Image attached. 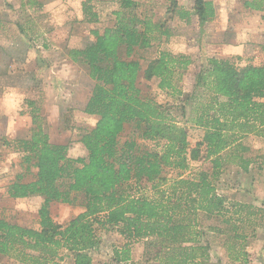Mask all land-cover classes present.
<instances>
[{"label":"trees","instance_id":"1","mask_svg":"<svg viewBox=\"0 0 264 264\" xmlns=\"http://www.w3.org/2000/svg\"><path fill=\"white\" fill-rule=\"evenodd\" d=\"M30 1L42 6L37 0ZM113 1L119 5L113 13L114 25L103 32L93 29V42L68 52L73 62L88 68L96 83L84 112L99 119L80 140L88 156L70 158L69 145L51 141L39 108L27 102L32 134L19 141L24 171L9 186L8 195L12 199L40 196L44 201L38 211L39 229L0 218V256L20 264H62L61 252L67 251L74 264H93L92 253L100 244L98 225L116 229L126 240L114 252L117 264L133 263L132 247L138 243L144 247L140 264H201L211 252L198 230V216L204 214L208 219L224 218L233 227L229 258L248 263L243 245L236 243L246 236L234 222H250L263 212L218 195L212 178L218 177L223 154L235 143L251 135L264 138V63L237 67L230 60L208 58L200 64L195 83L203 92L194 96L192 123L204 136L191 147L187 128L166 107L145 98L139 80L141 75L147 81L158 79L160 90L182 95L177 84L193 60L161 51L143 70L135 58L137 50L150 49L164 38L168 42L171 31L139 15L136 0ZM81 6L84 23L100 22L92 0H84ZM244 7L264 11V0H245ZM194 14L203 31L215 19V5L194 0ZM262 50L264 54V45ZM127 125L143 141L165 142L162 150L143 149L135 137L121 143ZM246 151L243 144L235 146L231 163L248 173L251 160L243 155ZM203 154L212 165L213 176L201 171L193 178L185 177L191 163ZM34 169L35 179L23 182L24 175ZM170 171L176 172L174 178ZM74 194L83 196L84 211L64 226L53 219L51 204L72 203Z\"/></svg>","mask_w":264,"mask_h":264},{"label":"rangeland","instance_id":"2","mask_svg":"<svg viewBox=\"0 0 264 264\" xmlns=\"http://www.w3.org/2000/svg\"><path fill=\"white\" fill-rule=\"evenodd\" d=\"M43 1L48 2V0ZM55 1H53L55 7L49 10L44 6L45 3L42 4L40 1L41 7L31 3L30 0H0V20L2 22L0 28V102H3L8 110L10 107L13 108L14 117L19 114L21 116L29 114L31 107L27 102L33 101L44 118L46 131L51 141L68 144L71 148L69 153L71 158H86L88 153L80 140L84 134L95 127L97 121L95 116L87 115L84 109L96 83L89 77V71L85 65L75 63L70 58L68 52L73 48L69 47V43L76 42V48L80 49L93 42L95 38L91 34L92 28L103 32L107 27L113 26L115 23L113 13L118 10L119 5L113 0H92V6L99 15L100 22L87 24L83 22L81 7L84 0ZM136 1L139 3V15L164 24L172 34L168 42L164 38L161 42L153 43L150 49L137 50L135 58L140 60L142 69L145 70L161 51H168L174 55H185L193 59V65L181 76L177 84L182 95L160 90L158 79L147 81L143 75L139 80V87L145 98L155 100L156 103L166 107L176 121L187 128L190 145L195 147L204 136V131L192 123L195 118L194 111L197 102L195 99L203 92L196 87L195 76L200 64L208 59L209 54H213L212 44L215 46L221 44L223 38L216 36L217 38L213 39L211 32L208 31L206 35L204 30L201 31L199 23L194 22L196 18L194 0ZM214 1L217 4L214 5L218 7L216 10L222 9L224 12L225 0H220L221 4H218L219 0H212ZM235 1H238L239 6L245 0H232L233 7ZM80 11L81 18L78 17ZM179 12H187L189 16L181 18ZM259 16L257 12L249 13L244 16V20L249 24H256ZM245 22L237 23H240L239 26L242 27L246 25ZM73 37L76 39L74 40ZM262 60L264 59L259 56L254 58L237 56L231 62L237 67H245L252 63L261 65ZM204 97L207 100L209 95L206 94ZM20 106L24 109L23 111L20 110ZM14 122L16 123V120ZM133 131V126L127 125L120 135V142L135 137L143 149L162 150L165 142L143 141L137 138ZM19 141L12 140L7 146L10 155L6 159L11 162L12 166L10 169L6 167L8 169L4 174L6 180H10L11 177L16 178L17 171L19 174L24 171L22 168L24 153ZM239 144L248 148V151L243 154L245 158L251 160L248 173L231 163L234 159V147ZM223 158L224 164L219 170L218 177L212 178L217 194L241 204H248L245 201H252L254 204H250L251 206L262 210L263 213L257 214V217H253L250 222L238 223L237 221L234 223L240 227V234L246 236V239L236 241L237 244L243 245V254L251 258L245 264H264L261 262L264 261L263 250L259 247L264 242V202L261 201L257 192L259 188L260 194L264 193V183L257 182L258 176H262L264 180V138L251 135L241 139L223 154ZM33 171L37 172L34 169L25 174L23 182L27 179L29 181L35 179ZM201 171L213 176L212 165L204 158V154L199 161L191 163L190 169L184 173V176L193 178ZM169 176L174 178L176 172L170 171ZM253 181L255 184H251ZM253 190L258 194L255 200L251 198ZM72 198V203L56 202L54 204L53 219L64 226L84 211L83 196L74 194ZM33 201L11 199L4 194L0 198V218L24 227L39 229V217L36 214L39 204L36 205ZM198 230L202 232L203 243L211 248L210 258L203 260L201 264H244L233 262L229 258L228 247L234 243V230L224 218L208 219L206 215L200 214ZM96 233L100 244L98 249L92 253L95 264H117L114 261V252L117 250L116 247L121 248L124 244V241L117 235V230H107L96 225ZM143 250L142 243L135 244L132 247L133 263L129 262V264H140L143 259ZM61 254L64 256L62 264H70L73 260L70 253L62 251ZM0 264L20 263L14 258L0 256Z\"/></svg>","mask_w":264,"mask_h":264},{"label":"crops","instance_id":"3","mask_svg":"<svg viewBox=\"0 0 264 264\" xmlns=\"http://www.w3.org/2000/svg\"><path fill=\"white\" fill-rule=\"evenodd\" d=\"M39 1L42 4L45 3V1H43V0H39ZM53 1H55V0H48V2L45 3L44 6L46 7V9L52 10L55 7L54 3L56 1L55 2H53ZM209 1H212V0H209ZM213 3L215 5H217L215 1ZM219 3L221 4L220 0H219L218 4ZM231 3H232V0H225L226 7H228V9H226V7H225V10L223 9L224 12H222V9L220 11L216 10L215 19L212 22L207 23L204 27V31H205L206 35H208L207 33L209 31L213 34L212 35L213 39H215L216 36L223 38L221 40V44H217L216 46L212 44L211 49H212L213 54L212 55L209 54V56H207V58H218V59H224V60L232 61V59H234L237 56L238 57L246 56L247 58H254V57L259 56L260 58L264 59V54H263V50H262V46L264 45V11H256V10L246 9L244 7V3H242L238 6V1H235L234 7ZM232 7H233V9H232ZM215 9H218V7L215 6ZM255 12L259 13V15H260L258 23L249 24V23L245 22L244 16L249 15V13H255ZM78 17L79 18L82 17L81 11L78 13ZM194 22L199 23L197 16H196ZM237 22H245L244 24H246V25H244V26L246 28L244 26L240 27L239 26L240 23H237ZM92 29H94V28H92ZM221 32H222V34L219 35V33H221ZM73 38H74V40L76 39L75 37H73ZM69 47L73 48V49H77L76 48V42H74V44L72 42H71V44L69 43ZM80 49H82V48H80ZM220 53H222V54H220ZM224 53H225V55H224ZM184 54H186V52H184ZM202 54H204V52ZM262 61L264 63V60H262ZM252 65H255V64L252 63ZM256 66H259V65H256ZM19 108H21L20 109L21 111L24 110V109H22L21 106ZM13 111H14L13 108L10 107L8 110L3 105V102H0V116H1L0 117V198L3 197L4 194H5V196L9 197L8 188L13 183L12 181H15V179H16V178H12V177L10 180L4 179L5 178L4 174H5L6 170H8V169H6V167H8L10 169V166H12V164H10L11 162L8 159H6V157L8 158L10 155V154H8L7 146L10 145L9 143L12 140L16 139L18 141V140L28 139L30 137L31 130L33 128L32 119H31V117H29L30 114L23 115V116H21V114H19V115H16L13 117V114H12ZM98 119L99 118L97 117L96 121H98ZM14 120H16V123L14 122ZM24 128H25V131H24ZM70 150H71V148L69 149V153H70ZM34 173H36V172H34ZM16 174L18 175L19 172L17 171ZM258 177H259V180L257 178V182H259L260 184H263L264 180L262 179V176H258ZM24 182L29 183L31 181H29L27 179ZM251 184H255V181H253ZM255 186H253V187H255ZM257 188H258V186H257ZM257 192L262 199L261 201L264 202V193L260 194L259 188L257 189ZM258 194L255 193V191L253 190L251 198L253 200H255L256 197H258L257 196ZM246 196H249V195H246ZM249 198H250V196H249ZM28 199L34 200L33 202L36 205L39 204V206H38L39 209H40V207L44 201V198L40 197V196H32V197H29L26 199H16V200H28ZM55 203L56 202H53L51 204V215H52V217L54 215V213L52 211L54 209ZM245 203H248L249 205L254 204V202H252V201L251 202L245 201ZM39 209H37L36 214H38ZM117 235L119 236V238H121L122 241H124V244L121 248L116 247V249L120 250L124 247L126 242H125V239L118 232H117ZM259 238H260V236H259ZM259 245H261V244H259ZM259 247H262V250H263L264 242L262 243V246H259ZM262 253H263L262 257H264V250ZM249 259H251V258H249ZM261 262H264V261L262 260ZM70 264H74V261L72 260ZM93 264H95V261H93Z\"/></svg>","mask_w":264,"mask_h":264},{"label":"built area","instance_id":"4","mask_svg":"<svg viewBox=\"0 0 264 264\" xmlns=\"http://www.w3.org/2000/svg\"><path fill=\"white\" fill-rule=\"evenodd\" d=\"M121 264H129V262H122Z\"/></svg>","mask_w":264,"mask_h":264}]
</instances>
